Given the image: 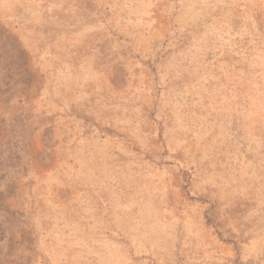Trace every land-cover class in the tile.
<instances>
[{"label":"rangeland","instance_id":"1","mask_svg":"<svg viewBox=\"0 0 264 264\" xmlns=\"http://www.w3.org/2000/svg\"><path fill=\"white\" fill-rule=\"evenodd\" d=\"M0 264H264V0H0Z\"/></svg>","mask_w":264,"mask_h":264}]
</instances>
